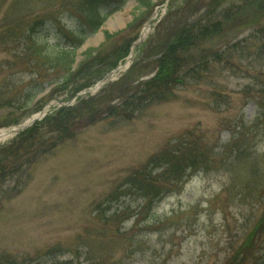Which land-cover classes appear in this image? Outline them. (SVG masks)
Here are the masks:
<instances>
[{
    "label": "rangeland",
    "instance_id": "obj_1",
    "mask_svg": "<svg viewBox=\"0 0 264 264\" xmlns=\"http://www.w3.org/2000/svg\"><path fill=\"white\" fill-rule=\"evenodd\" d=\"M78 1L0 0V130L51 101L80 102L82 115L84 108L73 137L46 154L33 150L35 162L18 171L12 158L27 157L9 150L18 137L0 140V258L264 264V0H129L87 35L75 65L99 48L108 73L126 63L127 55L115 60L118 52L149 26L132 47L131 66L76 101V85L51 83L62 71L45 66L38 77L23 55L26 35L53 30L45 23L60 13L81 19ZM185 29L193 37L176 52L179 72L155 81L165 86L158 95L141 97L144 79ZM57 31L65 44L67 33ZM43 80L45 90L26 103ZM40 134L48 135L44 124ZM190 150L198 153L195 165L172 173L169 165ZM144 176L158 191H140L134 179Z\"/></svg>",
    "mask_w": 264,
    "mask_h": 264
},
{
    "label": "trees",
    "instance_id": "obj_2",
    "mask_svg": "<svg viewBox=\"0 0 264 264\" xmlns=\"http://www.w3.org/2000/svg\"><path fill=\"white\" fill-rule=\"evenodd\" d=\"M128 1L129 0L78 1V3L76 4V9L81 12V22L83 23L80 32L77 34L67 33L66 43L60 45L61 51H59L55 56H49L45 54L43 47L37 44L36 37L34 35L27 34L26 41L28 42V44L30 43V50L24 52L23 57L27 58L28 61L36 68L38 72L36 74L38 77L42 75L41 71L45 68V66H49V68L55 70L56 72L62 71L63 76L59 80H55L51 83L55 82L57 85H65L66 87L70 85H73L74 87V85H76L71 95L73 97L74 95H76L77 92L89 87L97 79L101 78L104 75L103 72L109 67L108 66L105 68L104 65L107 63L110 64L108 61H104L102 57H97L98 52L100 51L99 48H90L86 50L85 57L80 62V64L76 66L75 63L78 55L77 50L79 46L84 42L89 33L98 30L104 20L111 13L123 7ZM136 1L139 4L143 5H145L146 3V0ZM205 25L206 24H203V26H199L200 32L204 31L206 27ZM190 30L191 29H185L183 32H180L176 41L170 44L169 47L164 52H162V55L159 58V70L153 79L144 83V85L146 84V86L140 92L141 97L144 92L151 97L156 95L158 92L161 93L163 91V87H165L162 86V83L168 82L171 77L173 78V76L177 72H179L177 70L179 66L182 65L184 62L183 60H180L178 56H176V52L185 49V41L191 39L192 36ZM196 33L197 31L195 29V35ZM190 44L191 43L188 41L187 45H185L189 46ZM130 46L131 44L129 43L127 46L124 47V49H122L121 52L117 51L120 57H117L115 60L118 61L120 58L125 57L129 53ZM117 64L118 63L115 62L114 65L116 66ZM158 79H163V82L160 85V80L155 82ZM46 83L47 81L45 80L37 82L35 86L32 87L26 94V103L29 102V100L31 101L33 97H36L37 94L44 91L46 88ZM130 98L131 97H129V99ZM138 100L136 99L131 103H135V101ZM83 116L84 108L82 115V108L80 102L76 106H62L57 111L48 115L43 121H38L32 127L23 131L21 134H19L18 138L14 141L12 146L9 147V150L14 147L15 151L13 152V154L15 153L19 156L20 154H22L23 156L27 157L21 159L16 156L13 157L11 160L12 164L10 167L12 168L15 166L14 171H18L20 170V168L23 167L24 162L27 163L30 160H32V162H35L33 161V150L35 156L44 153L46 154L47 152H50L55 149L56 146H58V144H60L64 140L73 137L81 127V121L83 119ZM42 124H44L48 129V135L43 137L40 134ZM28 149H32V155H27L25 153V151ZM197 155L198 153L195 152L194 156L193 150L181 154V158L178 159L176 162L173 161V163L171 164L170 162H168V164H170L169 170H171L172 173L181 172L186 174V171L195 165V160H198ZM162 161H171V157L167 156ZM28 164H31V162ZM166 173L168 172L164 171L162 174ZM134 181H137L136 186L140 188V191H143L146 194L158 191L157 189H155V180L151 179L148 176H144L142 178L135 177ZM241 252L245 253L244 250ZM0 264L33 263H22L17 262L15 259L12 258L2 257L0 258Z\"/></svg>",
    "mask_w": 264,
    "mask_h": 264
},
{
    "label": "clouds",
    "instance_id": "obj_3",
    "mask_svg": "<svg viewBox=\"0 0 264 264\" xmlns=\"http://www.w3.org/2000/svg\"><path fill=\"white\" fill-rule=\"evenodd\" d=\"M45 26L53 29L35 34L36 42L42 46L45 54L55 56L61 51V33L57 29H62L63 33L77 34L81 30V19L70 11H65L52 21L45 23Z\"/></svg>",
    "mask_w": 264,
    "mask_h": 264
},
{
    "label": "water",
    "instance_id": "obj_4",
    "mask_svg": "<svg viewBox=\"0 0 264 264\" xmlns=\"http://www.w3.org/2000/svg\"><path fill=\"white\" fill-rule=\"evenodd\" d=\"M113 75V72H111L106 78L104 81H101L99 82L95 88L89 90V92H94L102 83L108 81L109 79H111V76ZM56 104H60V105H63L64 103H61V102H58V101H53V102H50L42 111H40L39 113L33 115L31 118H29L28 120H26L25 122H23L22 124H19L18 126L16 127H13L11 128V131L14 132V133H18L20 132L21 130L27 128L28 126H30L31 124H33V122L36 120V119H40L41 117H43L46 113V110L50 107V106H53V105H56Z\"/></svg>",
    "mask_w": 264,
    "mask_h": 264
},
{
    "label": "bare ground",
    "instance_id": "obj_5",
    "mask_svg": "<svg viewBox=\"0 0 264 264\" xmlns=\"http://www.w3.org/2000/svg\"><path fill=\"white\" fill-rule=\"evenodd\" d=\"M147 32V30H146ZM132 61V57H130L128 60H127V64H130V62ZM8 137H11L10 135ZM7 136H5L4 134L0 135V140H5L6 138H8Z\"/></svg>",
    "mask_w": 264,
    "mask_h": 264
}]
</instances>
